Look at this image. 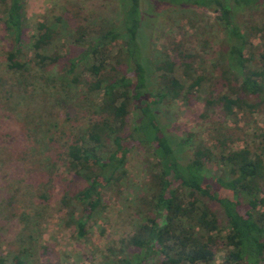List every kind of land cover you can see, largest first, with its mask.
Instances as JSON below:
<instances>
[{
    "label": "trees",
    "instance_id": "obj_1",
    "mask_svg": "<svg viewBox=\"0 0 264 264\" xmlns=\"http://www.w3.org/2000/svg\"><path fill=\"white\" fill-rule=\"evenodd\" d=\"M95 1L94 6L106 2L114 6L113 15L100 14L98 20L94 19L100 8L90 13L80 8L73 20L53 13L42 16L30 33L23 13L24 0H0L11 43L4 51L7 68L23 76L32 65L44 69L60 62L64 80L69 82L70 75L75 85L84 84L85 95L98 89L103 92L81 134L72 135L66 144L67 167L72 171L68 179L77 180L79 188L62 195L60 202L68 208L79 205L83 211L75 218L70 209L68 222L75 225L79 238L86 236L91 219L104 206V191L126 180L127 154L139 145L150 155L143 182L147 189L140 186L148 195L143 194L142 207L136 210L141 211L138 223L120 240L119 264H210L222 249V264H264V128L255 147L230 148L223 137L217 140L215 149L193 145L192 156L187 158L183 150L189 138L171 133L160 109L164 102L189 100L206 89L212 95L207 103L220 106L224 119L244 109L250 114L261 109L264 20L243 27L237 13L263 6L264 0L148 3L161 1L219 12L226 36L211 61L210 72L218 74L220 85L214 95L213 83L207 85L211 75L203 70L195 72L192 61L185 58L179 62L180 53L166 52L152 58L145 32L151 23L145 20L141 0ZM60 36L79 51H42ZM253 37L262 41L256 57L250 49ZM114 44L120 47L113 54ZM30 50L35 61L28 58ZM179 64L186 83L176 76ZM213 163L220 164L215 175L210 170ZM0 264L28 261L21 252L10 258L0 256Z\"/></svg>",
    "mask_w": 264,
    "mask_h": 264
},
{
    "label": "rangeland",
    "instance_id": "obj_2",
    "mask_svg": "<svg viewBox=\"0 0 264 264\" xmlns=\"http://www.w3.org/2000/svg\"><path fill=\"white\" fill-rule=\"evenodd\" d=\"M149 2L141 0V10H146L145 20L151 23L145 32L152 58L166 52L180 53L179 62L185 58L192 61L195 72L203 70L208 77L211 75L207 85L213 83V95L217 94L219 76L210 70L226 36L219 12L161 1L149 5ZM93 4L95 0H24L23 13L32 33L42 16L53 13L73 20L80 8L83 13L100 8L99 15L94 16L98 20L100 14L108 16L113 12L114 6H108V2L102 6ZM237 18L243 27L259 23L264 20V5L242 10ZM8 37L0 12V256L10 258L22 252L28 264H119L120 240L138 223L141 211L136 210L142 207L141 198L148 195L140 186L144 187L148 165L145 162L150 155L143 146L132 148L125 163L126 180L104 191V206L94 214L86 236L79 238L75 225L68 222L73 207L60 202L62 195L79 188L77 180L69 182L72 171L67 167L65 148L72 135L81 134L102 89L85 95L84 84L75 85L70 75L69 82L64 80L66 74L60 70V62L44 69L31 64L29 71L20 76L6 67L4 51L11 47ZM69 43L60 36L42 51L77 53L79 48ZM250 43L256 57L262 41L253 37ZM119 47L114 44L112 53ZM27 55L35 61L33 50ZM177 70L176 76L186 83L181 64ZM209 91L160 106L170 132L179 138H189L184 155L192 156L193 145L214 148L223 137L230 148L255 147L264 128V104L252 114L244 109L237 116L224 119L220 106L207 103L212 96ZM210 170L215 175L220 164H210ZM72 212L78 218L83 213L82 207L78 205ZM224 253L219 250L210 264H222Z\"/></svg>",
    "mask_w": 264,
    "mask_h": 264
}]
</instances>
